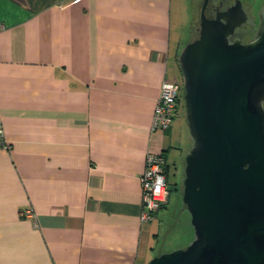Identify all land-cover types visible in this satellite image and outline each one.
Masks as SVG:
<instances>
[{
    "label": "crops",
    "instance_id": "1",
    "mask_svg": "<svg viewBox=\"0 0 264 264\" xmlns=\"http://www.w3.org/2000/svg\"><path fill=\"white\" fill-rule=\"evenodd\" d=\"M175 5L0 0V120L10 146L0 148V264L149 262L170 193L142 223L144 158L162 154L165 172L181 150L176 116L168 130H150L163 79L177 84Z\"/></svg>",
    "mask_w": 264,
    "mask_h": 264
},
{
    "label": "water",
    "instance_id": "2",
    "mask_svg": "<svg viewBox=\"0 0 264 264\" xmlns=\"http://www.w3.org/2000/svg\"><path fill=\"white\" fill-rule=\"evenodd\" d=\"M207 3L177 60L192 142L181 202L194 239L147 264H264V7L255 35L241 43V1L216 7L214 19Z\"/></svg>",
    "mask_w": 264,
    "mask_h": 264
},
{
    "label": "rangeland",
    "instance_id": "3",
    "mask_svg": "<svg viewBox=\"0 0 264 264\" xmlns=\"http://www.w3.org/2000/svg\"><path fill=\"white\" fill-rule=\"evenodd\" d=\"M244 6L250 10L255 23L258 22V14L264 7V0H241ZM202 0H176V5L172 9V43L181 42L183 47L198 36L199 30V11ZM259 26V24H258ZM181 49V50H182ZM181 52V51H180ZM172 75L177 84L181 87V96L178 100L176 117L179 130L180 152L173 151L172 156L168 157L169 170L164 172L168 184L170 198L166 210L168 220L166 219L164 229L160 231L159 237L151 241L153 250L148 254L149 261L163 253L172 252L178 249L186 248L194 239V232L189 223V215L181 202L182 182L184 179V159L186 149L191 144L188 126L185 117V107L183 101V80L178 65L171 61ZM172 79V78H171ZM178 134V135H179ZM157 224H155V233L158 234Z\"/></svg>",
    "mask_w": 264,
    "mask_h": 264
},
{
    "label": "built area",
    "instance_id": "4",
    "mask_svg": "<svg viewBox=\"0 0 264 264\" xmlns=\"http://www.w3.org/2000/svg\"><path fill=\"white\" fill-rule=\"evenodd\" d=\"M181 87L168 79H163L159 94L155 102L151 131H166L169 129L180 96ZM0 148L9 149L5 140L3 125L0 120ZM164 157L160 153L147 152L144 158V171L139 177L141 188V214L142 223H149L161 206L165 205L169 196V188L164 176ZM27 212L26 214H30Z\"/></svg>",
    "mask_w": 264,
    "mask_h": 264
},
{
    "label": "flooded vegetation",
    "instance_id": "5",
    "mask_svg": "<svg viewBox=\"0 0 264 264\" xmlns=\"http://www.w3.org/2000/svg\"><path fill=\"white\" fill-rule=\"evenodd\" d=\"M241 1V0H240ZM221 3V5L219 4ZM234 0H208L205 15L208 19H214L216 17V7L217 12H223L233 6ZM242 9L246 15V21L241 24L238 28L234 30L235 33H244V36L241 37V43L249 42L256 33L259 24V14L257 24L254 21V18L250 14V10L244 6V3L241 2ZM220 6V7H218Z\"/></svg>",
    "mask_w": 264,
    "mask_h": 264
},
{
    "label": "trees",
    "instance_id": "6",
    "mask_svg": "<svg viewBox=\"0 0 264 264\" xmlns=\"http://www.w3.org/2000/svg\"><path fill=\"white\" fill-rule=\"evenodd\" d=\"M163 206H164V205H163ZM163 206H161V208H162ZM189 219H190V217H189Z\"/></svg>",
    "mask_w": 264,
    "mask_h": 264
}]
</instances>
